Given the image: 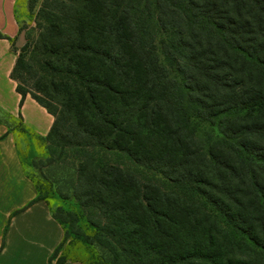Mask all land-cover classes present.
<instances>
[{
	"label": "trees",
	"instance_id": "trees-1",
	"mask_svg": "<svg viewBox=\"0 0 264 264\" xmlns=\"http://www.w3.org/2000/svg\"><path fill=\"white\" fill-rule=\"evenodd\" d=\"M40 11L53 79L43 96L17 89L55 120L46 137L24 129L126 152L171 184L102 158L79 165L74 196L102 215L89 223L109 264H264V0H43ZM56 95L61 108L44 98ZM53 216L65 238L51 258L70 236Z\"/></svg>",
	"mask_w": 264,
	"mask_h": 264
},
{
	"label": "rangeland",
	"instance_id": "rangeland-1",
	"mask_svg": "<svg viewBox=\"0 0 264 264\" xmlns=\"http://www.w3.org/2000/svg\"><path fill=\"white\" fill-rule=\"evenodd\" d=\"M42 3L43 0H38L31 7L30 0H17L16 15L26 31V37L21 46L17 45L18 38L14 42L17 59L22 57L24 61L20 70L15 72L17 82L29 92L34 91L41 96L44 93L39 92L37 85L49 86L53 77L49 74L52 66L47 61L56 57L53 53H45L39 42L40 24L45 23V19L40 17ZM30 68L35 72L29 73ZM56 79L59 80L60 77L57 76ZM44 98L51 104H57L59 108L62 107V102H66L62 95H56L52 100L46 96ZM11 129L17 136L27 173L41 186L42 194L47 198L52 212L65 221L70 236L59 250L61 258L79 259L94 264H109L113 260L110 249L95 239L97 232L89 223L90 218L95 221L102 218L99 210L80 203L74 196L81 163L88 160L98 164L94 158H102L132 170L142 182L149 179L162 187L171 186L169 180L162 174L138 165L126 152L106 150L87 144H69L59 138L42 140L24 129L16 120L12 122ZM84 236H88L89 241L85 240Z\"/></svg>",
	"mask_w": 264,
	"mask_h": 264
},
{
	"label": "crops",
	"instance_id": "crops-1",
	"mask_svg": "<svg viewBox=\"0 0 264 264\" xmlns=\"http://www.w3.org/2000/svg\"><path fill=\"white\" fill-rule=\"evenodd\" d=\"M17 0H0V264H58L52 257L65 238L63 225L46 199L38 198L37 182L21 158L13 121L46 137L55 117L30 94L22 100L13 77L17 62L15 39L21 24ZM62 264H86L64 258Z\"/></svg>",
	"mask_w": 264,
	"mask_h": 264
},
{
	"label": "water",
	"instance_id": "water-1",
	"mask_svg": "<svg viewBox=\"0 0 264 264\" xmlns=\"http://www.w3.org/2000/svg\"><path fill=\"white\" fill-rule=\"evenodd\" d=\"M26 31L22 30L17 39V45L21 46L25 42Z\"/></svg>",
	"mask_w": 264,
	"mask_h": 264
}]
</instances>
